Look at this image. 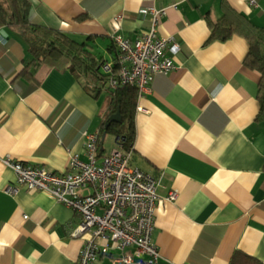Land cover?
Listing matches in <instances>:
<instances>
[{
    "label": "crops",
    "instance_id": "crops-1",
    "mask_svg": "<svg viewBox=\"0 0 264 264\" xmlns=\"http://www.w3.org/2000/svg\"><path fill=\"white\" fill-rule=\"evenodd\" d=\"M29 1L32 22L78 41L91 36L93 50L107 43L109 55L114 32L137 39L150 27L149 14L140 11L165 9L157 34L179 50L167 51L174 68L156 74L137 98L144 111L135 112L130 158L162 174L152 235L157 264H229L235 252L264 264L260 73L244 62L243 36L210 38L222 1L264 26V0L256 7L247 0ZM0 36V264H74L85 238L73 235L80 215L43 190L8 191L16 175L2 158L64 173L70 154L85 158L86 133H98L100 155L107 154L115 146L104 145L108 133L101 141L108 96L90 94L63 63L21 75L26 42L10 26L0 25ZM29 80L35 88L27 91ZM170 191L172 201L164 199ZM115 255L96 264H110Z\"/></svg>",
    "mask_w": 264,
    "mask_h": 264
},
{
    "label": "built area",
    "instance_id": "built-area-1",
    "mask_svg": "<svg viewBox=\"0 0 264 264\" xmlns=\"http://www.w3.org/2000/svg\"><path fill=\"white\" fill-rule=\"evenodd\" d=\"M247 3L258 6L256 0H247ZM140 12L150 16L147 32L137 39L114 32L112 42L116 53L101 66L109 75L110 88L133 84L137 98L149 88L156 74H167L174 68L167 51L174 54L179 50L172 38L157 34L158 23L165 15L164 8ZM136 110L144 111L140 107ZM122 141L121 136H115L114 148L100 155L98 133H86L85 158L70 154L64 173L26 165L9 155L2 158L4 165L16 175V183L8 187V191L15 192L19 185L28 190H43L80 215L81 221L73 235L85 238L74 264H96L112 250L116 255L110 258V264H157L160 258L152 235L155 207L161 198L157 189L162 174L154 175L132 165V148L124 149ZM175 197L176 193L170 191L164 199L172 201Z\"/></svg>",
    "mask_w": 264,
    "mask_h": 264
},
{
    "label": "trees",
    "instance_id": "trees-1",
    "mask_svg": "<svg viewBox=\"0 0 264 264\" xmlns=\"http://www.w3.org/2000/svg\"><path fill=\"white\" fill-rule=\"evenodd\" d=\"M221 7L220 17L211 24L210 38L225 39L236 33L247 40L249 48L244 62L260 73L257 95L260 107L257 117L264 122V26L255 25L245 14L235 11L225 1L221 2ZM30 9L29 0H0V25L16 28L27 45L21 75H33L35 67L44 63H63L90 94L96 96L105 91L108 106L102 122V131L108 117L118 111L120 121L110 122L105 131L114 136H121L122 147L131 149L135 138L134 118L138 94L136 86L126 84L110 88L109 75L101 70L105 59L93 50L91 36L78 41L64 31L34 23L30 20ZM107 49L111 52L110 56L115 55L113 42ZM32 79L35 80L34 76ZM27 82V91L35 88L32 81ZM229 264L259 263L249 255L235 252Z\"/></svg>",
    "mask_w": 264,
    "mask_h": 264
},
{
    "label": "rangeland",
    "instance_id": "rangeland-1",
    "mask_svg": "<svg viewBox=\"0 0 264 264\" xmlns=\"http://www.w3.org/2000/svg\"><path fill=\"white\" fill-rule=\"evenodd\" d=\"M106 44L107 43L100 42L99 45L95 46V52L97 53L98 56H103L105 57L104 58L105 60L110 61L111 58L110 55L107 53ZM112 141L114 142V135L112 133H108V135L105 138L104 145L108 147Z\"/></svg>",
    "mask_w": 264,
    "mask_h": 264
},
{
    "label": "water",
    "instance_id": "water-1",
    "mask_svg": "<svg viewBox=\"0 0 264 264\" xmlns=\"http://www.w3.org/2000/svg\"><path fill=\"white\" fill-rule=\"evenodd\" d=\"M120 121V113L117 111L113 114H111L108 119L106 120L105 124H104V132L102 133L101 135V141L104 140V137H105V130H106V127L110 124V122H118Z\"/></svg>",
    "mask_w": 264,
    "mask_h": 264
}]
</instances>
